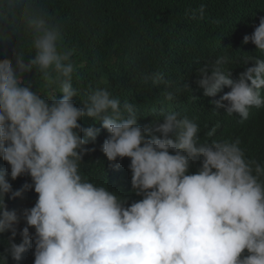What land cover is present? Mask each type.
Returning <instances> with one entry per match:
<instances>
[{
	"label": "clouds",
	"instance_id": "clouds-1",
	"mask_svg": "<svg viewBox=\"0 0 264 264\" xmlns=\"http://www.w3.org/2000/svg\"><path fill=\"white\" fill-rule=\"evenodd\" d=\"M197 12L203 19L205 6L192 10L193 19ZM25 22L34 58L25 63L20 51L14 64L0 59V157L10 165V173L0 170V233L11 232L5 253L19 261L34 240V264H264V166L246 159L239 140L201 143L198 125L178 111L142 127L135 106L121 103L107 88L91 90L77 107L73 53L61 49L58 27L42 9L26 12ZM249 42L264 52V16L243 37ZM225 62L218 58L201 67L196 84L207 97L230 88L212 103L247 119L251 107L264 106V59H244L237 79L223 69ZM33 68L62 98L42 95L22 81ZM143 79L172 87L162 73ZM85 116L109 133L102 151L115 167L118 158H130L132 189L141 200L125 206L106 187L82 178V157L95 150L85 146L98 134L78 122ZM198 157L201 166L188 174ZM9 174L13 180L29 175L31 183L13 190ZM33 188L34 206L20 213L7 208L6 196L15 199ZM21 219L22 242L15 243Z\"/></svg>",
	"mask_w": 264,
	"mask_h": 264
},
{
	"label": "trees",
	"instance_id": "trees-1",
	"mask_svg": "<svg viewBox=\"0 0 264 264\" xmlns=\"http://www.w3.org/2000/svg\"><path fill=\"white\" fill-rule=\"evenodd\" d=\"M201 5L205 6L204 18L200 19L197 12L193 19L192 10ZM40 9L58 27L61 49L73 53L72 83L78 90L73 101L77 107H83L82 101L91 90L107 88L121 103L127 100L135 106L142 127L154 120L163 122L162 114L178 111L198 125L201 143L239 140L246 159L264 166V106L251 107L248 118L242 119L212 103L230 88L224 87L216 97H207L196 84L198 70L218 58H226L222 67L231 71L234 79L245 70L244 59H264V52L252 42L243 43V37L250 35L264 16V0H0V59L7 57L14 64V54L20 51L25 63L34 58L25 13ZM247 66H252V61ZM153 73H162L172 81V87L145 82L143 78ZM22 81L42 95L62 98V93L46 87L35 68L24 73ZM166 92L173 93L172 100L165 99ZM78 122L84 128L98 129L95 143L85 146L95 150L82 157V178L106 187L125 200V206L141 200L143 196L132 189L130 158H118L117 168V162L109 161L103 153L102 144L109 133L102 123L87 116ZM212 128L216 131L209 137L207 133ZM80 134L83 137L84 133ZM201 159L190 162L188 174L197 172ZM0 170L10 173V165L2 157ZM6 178L13 190L31 183L29 175L13 180L9 174ZM260 179L264 181V176ZM37 198L33 188L15 199L6 196L5 202L9 210L20 213L34 206ZM25 226L21 219L15 243L22 242L19 231ZM29 231L34 234V227ZM10 235V231L0 233V256H6V264H34V240H30L19 261L5 253Z\"/></svg>",
	"mask_w": 264,
	"mask_h": 264
}]
</instances>
